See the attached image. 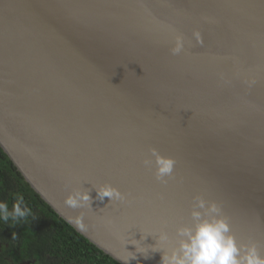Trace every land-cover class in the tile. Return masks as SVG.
Segmentation results:
<instances>
[{
    "label": "water",
    "instance_id": "obj_1",
    "mask_svg": "<svg viewBox=\"0 0 264 264\" xmlns=\"http://www.w3.org/2000/svg\"><path fill=\"white\" fill-rule=\"evenodd\" d=\"M0 147L118 264H161L197 196L264 255V0H0ZM77 188L91 208L65 203Z\"/></svg>",
    "mask_w": 264,
    "mask_h": 264
},
{
    "label": "clouds",
    "instance_id": "obj_2",
    "mask_svg": "<svg viewBox=\"0 0 264 264\" xmlns=\"http://www.w3.org/2000/svg\"><path fill=\"white\" fill-rule=\"evenodd\" d=\"M199 41V33H195ZM184 47L182 37H177L175 46L171 49L173 55L179 54ZM155 164L156 180L166 183V177H171L175 168L176 161L170 157H165L152 148L150 149ZM143 163L151 166L153 160L146 158ZM97 199L103 200L105 197L111 201H125V195L111 184L105 183L96 186ZM65 203L71 208H91V199L88 191L81 188L70 192ZM31 209L28 208L22 196H18L11 210L7 202L0 201V220L14 223L24 220L31 216ZM191 223L178 227L176 234L178 237L177 246L168 247L169 235L165 231L158 233V243L167 245L166 248L152 249L157 251L162 249L163 254L161 264H264V255L255 242L240 243L232 233L231 224L223 214L221 206L215 201H208L202 196L194 198L192 205ZM82 216L75 218V223L83 227ZM135 243V240L131 242ZM156 244V245H157ZM137 250V249H136ZM129 252V251H128ZM137 252H139L137 250ZM133 253V252H129ZM129 258L135 259V253L130 255L123 264H127Z\"/></svg>",
    "mask_w": 264,
    "mask_h": 264
},
{
    "label": "trees",
    "instance_id": "obj_3",
    "mask_svg": "<svg viewBox=\"0 0 264 264\" xmlns=\"http://www.w3.org/2000/svg\"><path fill=\"white\" fill-rule=\"evenodd\" d=\"M22 196L32 215L0 220V264H118L79 235L30 188L0 147V201Z\"/></svg>",
    "mask_w": 264,
    "mask_h": 264
}]
</instances>
